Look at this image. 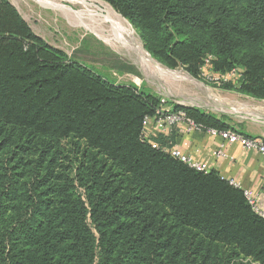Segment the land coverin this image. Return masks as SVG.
Returning a JSON list of instances; mask_svg holds the SVG:
<instances>
[{
  "label": "trees",
  "instance_id": "trees-1",
  "mask_svg": "<svg viewBox=\"0 0 264 264\" xmlns=\"http://www.w3.org/2000/svg\"><path fill=\"white\" fill-rule=\"evenodd\" d=\"M103 1L163 66L196 78L236 68L234 88L264 100V0ZM161 105L72 60L0 0V264H264V217L243 190L163 151L174 129L144 127Z\"/></svg>",
  "mask_w": 264,
  "mask_h": 264
},
{
  "label": "rangeland",
  "instance_id": "rangeland-1",
  "mask_svg": "<svg viewBox=\"0 0 264 264\" xmlns=\"http://www.w3.org/2000/svg\"><path fill=\"white\" fill-rule=\"evenodd\" d=\"M8 1L17 8L32 31L45 42L62 50L69 58L92 69L108 81L133 84L154 94L163 101V108L193 107L213 114L238 132L264 129V100L239 93L234 88L235 81L215 83L207 78L209 70L203 71L196 78L181 66L174 69L163 66L147 53L160 68L157 72H149L148 69L136 65L118 42H108L105 38L68 22L61 14L42 7L36 0ZM64 4L72 9L77 8L75 4ZM108 30L106 26L105 35ZM135 34L142 46L139 36L136 32ZM143 50L145 51L144 48Z\"/></svg>",
  "mask_w": 264,
  "mask_h": 264
},
{
  "label": "crops",
  "instance_id": "crops-1",
  "mask_svg": "<svg viewBox=\"0 0 264 264\" xmlns=\"http://www.w3.org/2000/svg\"><path fill=\"white\" fill-rule=\"evenodd\" d=\"M173 129L175 148L204 163L207 170L214 169L224 179L238 182L242 190H251L257 207L264 211V156L254 150H244L237 144H227L224 148L226 157L216 158L213 152L220 146L219 136L188 133L182 124ZM241 133L264 139V129Z\"/></svg>",
  "mask_w": 264,
  "mask_h": 264
},
{
  "label": "built area",
  "instance_id": "built-area-1",
  "mask_svg": "<svg viewBox=\"0 0 264 264\" xmlns=\"http://www.w3.org/2000/svg\"><path fill=\"white\" fill-rule=\"evenodd\" d=\"M208 62V59H205ZM207 78L213 80L215 83L233 82L239 77V71L233 68L225 73L208 74ZM163 101H161L162 103ZM152 122L159 133L168 136L172 129L178 125H184L186 132H204L213 136H219L221 143L213 155L216 158L226 157L225 146L227 144H237L244 150H254L264 156V141L260 137L247 136L241 132L233 129L216 130L213 128L203 129L201 125L194 122L191 118L187 117L186 113L179 109L163 108L162 105L157 109L156 113L152 117L146 116L143 120V125L146 128L148 124ZM145 137H149L146 135ZM153 147H157L156 143H152ZM163 151L169 152V154L178 159L179 161L187 164L188 166L200 171H208L207 166L204 163L196 161L190 154L181 152L175 147H161ZM230 184L240 188V184L234 180H228ZM245 198L251 204L253 209L262 217H264V211L260 210L255 202V197L251 190H243Z\"/></svg>",
  "mask_w": 264,
  "mask_h": 264
},
{
  "label": "bare ground",
  "instance_id": "bare-ground-1",
  "mask_svg": "<svg viewBox=\"0 0 264 264\" xmlns=\"http://www.w3.org/2000/svg\"><path fill=\"white\" fill-rule=\"evenodd\" d=\"M36 2L42 7L58 12L68 22L81 26L98 37L105 38L108 42H118L139 67L146 68L149 72L151 70L157 72V69H160L143 50V45H140L128 21L117 14L107 3L101 0H36ZM64 2L75 4L77 8L72 9ZM106 26L109 28L107 35H105Z\"/></svg>",
  "mask_w": 264,
  "mask_h": 264
}]
</instances>
